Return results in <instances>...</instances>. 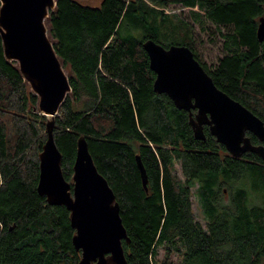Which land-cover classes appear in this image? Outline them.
I'll use <instances>...</instances> for the list:
<instances>
[{
    "label": "trees",
    "instance_id": "obj_1",
    "mask_svg": "<svg viewBox=\"0 0 264 264\" xmlns=\"http://www.w3.org/2000/svg\"><path fill=\"white\" fill-rule=\"evenodd\" d=\"M55 1L44 22L71 86L54 118L62 173L72 183L76 142L84 136L119 205L127 263L262 264L264 161L252 152L232 157L207 126L204 140L194 138L188 112L154 92L142 42L188 46L201 63L192 24L165 13L170 5L189 8L193 22L207 21L218 33L222 55L202 66L264 122V40L256 37L264 0ZM37 102L17 63L5 59L0 37V264H78L69 211L36 190L46 140ZM196 185L205 227L192 213ZM224 185L227 208L218 198ZM159 248L166 250L161 259Z\"/></svg>",
    "mask_w": 264,
    "mask_h": 264
},
{
    "label": "water",
    "instance_id": "obj_2",
    "mask_svg": "<svg viewBox=\"0 0 264 264\" xmlns=\"http://www.w3.org/2000/svg\"><path fill=\"white\" fill-rule=\"evenodd\" d=\"M55 5V0H0L4 57L17 63L23 80L38 98L37 109L49 117L46 140L38 153L36 190L49 205H64L69 211L75 230L72 244L80 252L78 264H128L122 240L129 239L119 205L107 180L98 172L84 136L76 142L72 183L62 173V155L53 135L54 118L71 86L44 22ZM256 37L264 40V14L258 18ZM142 47L155 74L154 92L165 94L178 110L188 112L194 138L204 140L207 126L232 157L252 152L264 161V122L219 89L188 46L164 47L148 38ZM246 133L254 135L260 144H253ZM136 163L147 190L146 173L138 156Z\"/></svg>",
    "mask_w": 264,
    "mask_h": 264
},
{
    "label": "rangeland",
    "instance_id": "obj_3",
    "mask_svg": "<svg viewBox=\"0 0 264 264\" xmlns=\"http://www.w3.org/2000/svg\"><path fill=\"white\" fill-rule=\"evenodd\" d=\"M83 5H89V6H98L100 5L102 0H77ZM194 10H197L196 7L193 8ZM189 8L187 7H181L180 5H170L167 9H165V13H169L172 15H175V19H181L183 21H187L190 24H192L194 29V38H195V50L199 54V59L201 63H204L208 67H212L216 63V59L218 56H221V50H220V43L217 38V29L212 25L211 23L204 21L203 23H196L193 22L189 15ZM225 30V28L222 29V31ZM64 69V68H63ZM65 73H67V69H64ZM9 114H6L7 117H10ZM49 119V117H46V120ZM46 120H44L46 122ZM175 173L181 177L180 169L178 164L175 166ZM246 181L248 179L246 178ZM197 185L193 186L191 188L192 195H191V207H192V213L194 215L195 220H197L202 226L205 227L206 219L204 217L201 204L199 201V198L197 196ZM226 188V189H225ZM219 205L221 207L223 206H230V193L228 190V187L226 185L222 186L219 191ZM254 202H257L255 199ZM226 207V208H227ZM165 249L159 248L158 255L161 259L165 255ZM173 260H176V256L174 255L172 257Z\"/></svg>",
    "mask_w": 264,
    "mask_h": 264
},
{
    "label": "flooded vegetation",
    "instance_id": "obj_4",
    "mask_svg": "<svg viewBox=\"0 0 264 264\" xmlns=\"http://www.w3.org/2000/svg\"><path fill=\"white\" fill-rule=\"evenodd\" d=\"M192 111H194L195 112V110H192ZM186 112V111H185ZM194 112H192L193 114H194Z\"/></svg>",
    "mask_w": 264,
    "mask_h": 264
}]
</instances>
